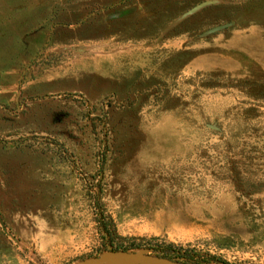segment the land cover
<instances>
[{"label":"rangeland","instance_id":"obj_1","mask_svg":"<svg viewBox=\"0 0 264 264\" xmlns=\"http://www.w3.org/2000/svg\"><path fill=\"white\" fill-rule=\"evenodd\" d=\"M116 252L264 264V0H0V264Z\"/></svg>","mask_w":264,"mask_h":264},{"label":"water","instance_id":"obj_2","mask_svg":"<svg viewBox=\"0 0 264 264\" xmlns=\"http://www.w3.org/2000/svg\"><path fill=\"white\" fill-rule=\"evenodd\" d=\"M104 261L118 264H186L160 256L147 255L140 252H116L96 258L84 264H100Z\"/></svg>","mask_w":264,"mask_h":264},{"label":"trees","instance_id":"obj_3","mask_svg":"<svg viewBox=\"0 0 264 264\" xmlns=\"http://www.w3.org/2000/svg\"><path fill=\"white\" fill-rule=\"evenodd\" d=\"M167 252V251H165ZM160 257H165L168 259H172V260H177V259H185L187 264H212L213 262H216V264H229L220 260H216V259H199V258H186L184 257L185 255H182L179 253L178 257H170V256H166V255H159Z\"/></svg>","mask_w":264,"mask_h":264},{"label":"bare ground","instance_id":"obj_4","mask_svg":"<svg viewBox=\"0 0 264 264\" xmlns=\"http://www.w3.org/2000/svg\"><path fill=\"white\" fill-rule=\"evenodd\" d=\"M111 264V263H110ZM113 264H118V263H113Z\"/></svg>","mask_w":264,"mask_h":264}]
</instances>
